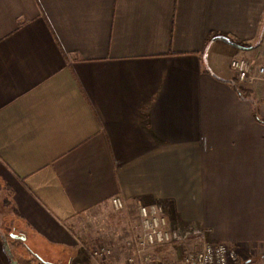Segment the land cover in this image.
Wrapping results in <instances>:
<instances>
[{"label":"crops","instance_id":"crops-1","mask_svg":"<svg viewBox=\"0 0 264 264\" xmlns=\"http://www.w3.org/2000/svg\"><path fill=\"white\" fill-rule=\"evenodd\" d=\"M263 53L264 0H0V264L90 262L72 222L115 194L261 254L264 121L230 61Z\"/></svg>","mask_w":264,"mask_h":264},{"label":"built area","instance_id":"built-area-1","mask_svg":"<svg viewBox=\"0 0 264 264\" xmlns=\"http://www.w3.org/2000/svg\"><path fill=\"white\" fill-rule=\"evenodd\" d=\"M230 66L238 85L249 87L256 80L264 79V53L263 60L234 57ZM110 201L117 210L127 208L126 199L120 194L111 196ZM138 212L139 226L132 229L124 243L127 251L124 264H240L238 249L222 241L207 239L205 229L192 232L201 240V246L188 252L181 263L156 259L153 253L155 246L180 240L181 236L169 226L168 217L161 205L140 204ZM93 253L101 254V248L93 250Z\"/></svg>","mask_w":264,"mask_h":264},{"label":"rangeland","instance_id":"rangeland-1","mask_svg":"<svg viewBox=\"0 0 264 264\" xmlns=\"http://www.w3.org/2000/svg\"><path fill=\"white\" fill-rule=\"evenodd\" d=\"M111 202V201H110ZM109 202L103 203L98 209L90 212L86 216L73 220V230L80 239H83L89 247L90 262L86 264H124L127 256L125 249V240L130 235L132 229L139 226L140 218L137 216L131 219L126 215V209L117 210ZM176 232V231H175ZM192 231L177 232L181 239L169 242L164 245L155 246L153 253L156 259L162 261H170L181 263L184 256L201 246V240L196 235H192ZM54 248V247H52ZM101 254L94 255L93 250H100ZM238 249V248H237ZM85 251V249H84ZM86 252V251H85ZM240 264H264V248L261 254L247 255L238 249ZM57 257L50 256V263H64L67 260L68 252ZM74 262L79 260L78 255L73 256ZM83 258L80 259V263Z\"/></svg>","mask_w":264,"mask_h":264},{"label":"trees","instance_id":"trees-1","mask_svg":"<svg viewBox=\"0 0 264 264\" xmlns=\"http://www.w3.org/2000/svg\"><path fill=\"white\" fill-rule=\"evenodd\" d=\"M234 89L236 90L238 96L241 99L249 100L253 103V105H254L253 115L256 118V120L264 121V119L258 115L257 101L252 98L250 89L248 87L241 86V85H238L236 83H234Z\"/></svg>","mask_w":264,"mask_h":264}]
</instances>
